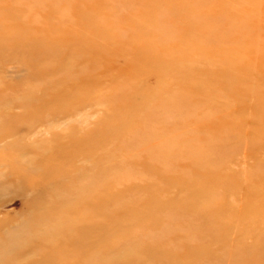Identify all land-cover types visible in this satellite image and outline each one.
Wrapping results in <instances>:
<instances>
[{
  "label": "rangeland",
  "instance_id": "374dc122",
  "mask_svg": "<svg viewBox=\"0 0 264 264\" xmlns=\"http://www.w3.org/2000/svg\"><path fill=\"white\" fill-rule=\"evenodd\" d=\"M0 253L264 264V0H0Z\"/></svg>",
  "mask_w": 264,
  "mask_h": 264
},
{
  "label": "bare ground",
  "instance_id": "6f19581e",
  "mask_svg": "<svg viewBox=\"0 0 264 264\" xmlns=\"http://www.w3.org/2000/svg\"><path fill=\"white\" fill-rule=\"evenodd\" d=\"M186 1V0H185ZM184 9V8H183ZM101 22V21H100ZM66 37V36H65ZM197 47V46H196ZM235 67V66H234ZM228 87V86H227ZM216 95V94H215ZM201 130V129H200ZM178 166V165H177ZM17 167V166H16ZM81 202V201H80ZM60 203V202H59ZM217 204V203H216ZM59 219V218H58ZM231 220V219H230ZM82 223V222H81ZM59 225V224H58ZM78 227V226H77ZM78 231V230H77ZM73 234V233H72ZM78 235V234H77ZM77 235H76V238H77ZM61 237V236H60ZM83 240H85V238H82ZM76 240H74V241H70L69 243H68V245L67 246H70V247H76V249H78V248H81L80 247V245L81 244H79V242H75ZM85 243V242H84ZM83 243V244H84ZM59 252V251H58ZM13 253V252H12ZM5 254V253H4ZM4 254H2V253H0V259H2V258H4V257H6V255H8V252L6 253V255H4ZM54 254H56V253H54ZM12 255V257H13V259H18V258H20L21 257V255H22V253H20V250H18L16 253H14V254H11ZM206 255V254H205ZM63 257V256H62ZM11 259V258H10ZM0 261H3V264H12V262H9L8 263V261H10L9 260V258L7 257V258H4V260L2 259V260H0ZM16 261L17 260H15V261H13V264H15L16 263ZM45 261V262H44ZM47 260H43L42 262H44V263H47L46 262ZM50 261V260H49ZM51 261H53V259L51 260ZM258 261L259 262H257V263H259V264H262V262H260L261 261V259H258ZM19 262V261H18ZM244 262V261H243ZM21 263V262H20ZM246 264H251L250 262L249 263H246Z\"/></svg>",
  "mask_w": 264,
  "mask_h": 264
}]
</instances>
